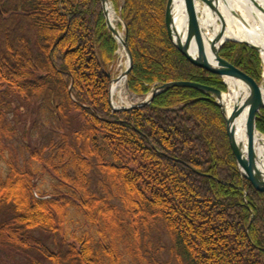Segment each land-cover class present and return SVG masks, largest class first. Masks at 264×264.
Here are the masks:
<instances>
[{"label":"trees","instance_id":"obj_1","mask_svg":"<svg viewBox=\"0 0 264 264\" xmlns=\"http://www.w3.org/2000/svg\"><path fill=\"white\" fill-rule=\"evenodd\" d=\"M110 2L127 25L134 56L129 92L142 97L166 82H208L169 38L168 0ZM0 15L12 29L0 47V161L7 164L0 210L12 213L0 224L1 244L37 247L57 264H85L94 255L88 243L75 257L32 235L52 207L35 195L40 172L7 159V144L16 140L38 163L75 183L87 205L116 220L125 221L127 213L128 223L150 237L144 252L150 264L167 262L163 235L166 264H264V196L236 169L208 93L172 87L149 105L113 111L108 73L119 43L101 0H0ZM225 49L241 70L263 79L259 51L232 42ZM83 177L88 183L79 182ZM224 239L228 253L207 252Z\"/></svg>","mask_w":264,"mask_h":264},{"label":"rangeland","instance_id":"obj_2","mask_svg":"<svg viewBox=\"0 0 264 264\" xmlns=\"http://www.w3.org/2000/svg\"><path fill=\"white\" fill-rule=\"evenodd\" d=\"M111 12L113 19L112 21L115 28L124 37L126 34H128L127 25L122 20L118 11L114 9L112 4ZM217 21L220 22L218 19ZM10 26L2 20L0 15V47L2 46V43L4 44V36L8 33V31L9 33H12ZM141 40L145 46H148L145 37L142 36ZM117 41L119 46L117 49V58L110 73V83L111 78H116L122 74L128 68L129 63L127 54L122 44L118 39ZM260 56L263 65L264 76V59L261 54ZM191 64L194 65L193 63ZM244 73L247 74L246 72ZM128 76L120 81L115 89V93L113 94L115 107L122 108L130 106L132 103L141 102L153 89L152 88L145 96H135L126 88ZM205 79L209 82L207 78ZM256 80H258V83H263L261 79ZM208 82L202 84H209ZM22 122L26 123L25 116L22 118ZM259 126L260 128L264 129L263 110H259L258 112L256 131L258 137L264 140V131L259 129ZM173 134L174 136L180 135L176 131H174ZM1 142H3V138H1L0 134V143ZM7 142L8 141L5 140V143ZM11 142L12 143L7 144V159L16 165H20V167L26 169V171L31 172L33 170H38L40 172L39 178L36 179L38 182V187L36 188V193L38 195L37 197L39 199L41 197H47L50 202L49 204L52 207V214H50V217L47 220L38 222V224H40L38 227H36L37 225H35V223L33 224L34 227L31 229V233L33 236H35L36 240L38 239L41 241V243H43L44 246L49 248L51 251L59 252L61 254L71 251L70 255H75V257L77 256L76 249H79L80 245L88 243L92 246L94 255L90 256L88 262L84 261L85 264H150L149 260L147 259L148 254L144 253L147 250H150V237L141 235L139 233L140 228L128 223L129 217L127 213L124 214L122 212L125 221L106 217L104 213H101L98 206H90L83 202L82 197H80V192H78L77 187L75 186V183L70 182L67 178H63L58 172L54 173V171L50 169L48 163H38L37 160L31 156L29 149L24 147L25 143H23V141L21 142L11 140ZM6 165V163L0 161V173L6 172ZM89 179L90 178L83 177L79 180V182L88 183L87 180ZM194 185H198L199 187L200 183H196ZM11 189L13 191L17 190L15 187H10L9 190L11 191ZM13 195L14 194H11L8 197L13 198ZM214 214L216 213L214 212ZM11 216L12 213L10 210H0V224L9 222ZM163 237L165 239L161 242V245L164 246L165 250L163 251L164 253L162 257L165 261L171 262L168 256L169 254L166 253L169 242L166 236L163 235ZM220 244L222 247H220ZM226 244V239L219 240L216 243L211 244L215 247V249L207 250V252L212 256L222 257L229 251ZM167 262H165V264ZM34 263L57 264L55 263L54 259L46 256L37 247L17 248L10 246L9 244L0 243V264ZM65 264L73 263H67L66 261ZM77 264H82V262L78 261Z\"/></svg>","mask_w":264,"mask_h":264},{"label":"water","instance_id":"obj_3","mask_svg":"<svg viewBox=\"0 0 264 264\" xmlns=\"http://www.w3.org/2000/svg\"><path fill=\"white\" fill-rule=\"evenodd\" d=\"M182 4L189 21L192 24L190 34L193 41V52L181 42L180 39L175 40L170 31L169 19L172 16L173 0H168L166 11L167 32L172 44L176 49L191 63H193L199 72L209 80L210 84H202L194 81H171L154 87L151 92L141 102L133 105L117 108L113 104V90L116 85L129 75L134 66V58L131 48L128 44V34L124 37L115 28L111 17V4L109 0H101L106 22L114 36L122 44L129 63L128 68L116 78H111L109 87V104L113 111H128L141 108L152 103L155 97L163 90L172 87H189L208 93L214 104L219 109V114L225 128L228 143L233 159V163L241 177L256 191L264 196V142L258 137L256 131L258 113L250 120L247 129L239 124L236 116L231 112L230 105L227 104V94L232 91L238 84H244L245 81L258 83V80L245 74L239 65L228 55L225 46L232 42L235 44H245L264 53V47L231 36L226 28V23L220 19V24L207 15L197 0H178ZM204 0H202L203 2ZM258 5V4H257ZM221 18V17H220ZM242 18V17H241ZM202 42L208 44L209 61H205L200 57L199 44ZM102 64V62H101ZM103 66V64H102ZM111 77L110 72L108 73ZM263 84L264 83H260ZM260 110L264 111V103H258ZM262 147V148H261ZM36 196L37 193H35ZM47 197H41L44 199Z\"/></svg>","mask_w":264,"mask_h":264},{"label":"bare ground","instance_id":"obj_4","mask_svg":"<svg viewBox=\"0 0 264 264\" xmlns=\"http://www.w3.org/2000/svg\"><path fill=\"white\" fill-rule=\"evenodd\" d=\"M197 2L215 22L217 19L225 21L231 36L264 47V0H204V3L202 0H197ZM172 12L169 19L172 37L175 40L180 39L193 52L194 44L190 34L192 24L180 1L173 0ZM217 22L220 24L219 21ZM195 43L199 44L200 57L209 61L208 44L197 41ZM262 56L264 59V53ZM238 86H240L238 89L235 86L227 94L226 99L228 105L232 104L229 106L231 112L246 130L250 120L260 110L258 103H264V86L252 81H245Z\"/></svg>","mask_w":264,"mask_h":264}]
</instances>
